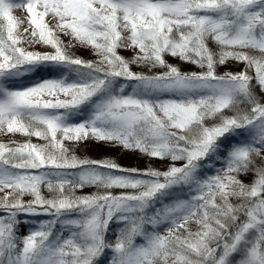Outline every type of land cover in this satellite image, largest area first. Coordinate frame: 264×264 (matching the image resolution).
Masks as SVG:
<instances>
[{"label":"snow or ice","instance_id":"1","mask_svg":"<svg viewBox=\"0 0 264 264\" xmlns=\"http://www.w3.org/2000/svg\"><path fill=\"white\" fill-rule=\"evenodd\" d=\"M0 133V264H264V0H0Z\"/></svg>","mask_w":264,"mask_h":264},{"label":"rangeland","instance_id":"2","mask_svg":"<svg viewBox=\"0 0 264 264\" xmlns=\"http://www.w3.org/2000/svg\"><path fill=\"white\" fill-rule=\"evenodd\" d=\"M14 14L18 17H23L25 15L24 12L22 11H16ZM65 43L68 42V37H65L61 35L60 37ZM38 50H45L43 48H38ZM73 53L81 58L85 59H93V53L90 48H85V47H80L77 45L74 49H72ZM119 54L124 56L125 58L129 57L132 55L131 50L128 49H120ZM169 62L171 63H177V61L172 60L170 57H168ZM243 69V64H237L235 61H230L226 64V66H222L219 71H232V72H237ZM134 71H139L141 70L140 68L133 66ZM182 70L189 71V70H198L195 69V66L191 65H184L182 66ZM254 75V73H252ZM28 138L22 136L21 134H5V133H0V142L3 143H8L9 141H16L17 143H23L27 140ZM31 142L34 144H43L45 143L42 140H39L36 137L31 138ZM66 146H72L69 142H65ZM84 144H87L86 146V152L85 155L79 154L81 158L87 157L90 159H102V158H111L114 159L118 164H120L123 167H132V168H138L140 170H144L147 167H155L158 169L163 170L166 165L169 163V161H161L159 159L153 158L149 159L147 157L141 156L139 153L135 152H127L123 151L118 147H115L112 144L108 143H97L95 141H89V142H84ZM68 146V147H69ZM76 150H82L80 147ZM177 166H179V162H177ZM247 183L252 180V176H249V178L245 179ZM250 180V181H249ZM96 189L92 186H87L85 187L82 191H78L77 194H90L94 192ZM119 191V190H117ZM47 195V193H44ZM25 199H28L26 197ZM45 216H40L38 217L39 220H44ZM24 218L21 217V220ZM35 225L32 223V219H29V222L27 224L21 223V225L18 228V235L19 236H24L27 235L30 228L34 227ZM114 239V237H113ZM141 241L138 239L137 243H140Z\"/></svg>","mask_w":264,"mask_h":264},{"label":"trees","instance_id":"3","mask_svg":"<svg viewBox=\"0 0 264 264\" xmlns=\"http://www.w3.org/2000/svg\"><path fill=\"white\" fill-rule=\"evenodd\" d=\"M75 55V54H74ZM77 56V55H76ZM92 59V58H91ZM69 146V145H68ZM86 146H87V144H84V143H81V144H79L78 146H76V149H78L79 147H80V149H82V150H76V154L79 156V154H81V155H85V152H86ZM69 147H72V146H69ZM249 176H251V175H249ZM249 176H242V177H240L243 181H245L246 182V180L245 179H247V178H249ZM250 181V180H249ZM247 183H248V181H247ZM45 193H47L46 191H45ZM45 219H48L49 217H47V216H45L44 217ZM111 235V234H110Z\"/></svg>","mask_w":264,"mask_h":264}]
</instances>
